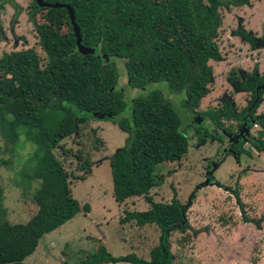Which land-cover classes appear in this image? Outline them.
I'll return each mask as SVG.
<instances>
[{
    "label": "trees",
    "instance_id": "1",
    "mask_svg": "<svg viewBox=\"0 0 264 264\" xmlns=\"http://www.w3.org/2000/svg\"><path fill=\"white\" fill-rule=\"evenodd\" d=\"M56 1V0H55ZM74 8L82 35V45L93 49L80 50L70 16H31L44 57L34 48L5 54L0 60V134L5 140L4 151L18 152L19 146L31 141L35 149L22 168L21 183L39 182L34 192L37 212L27 221L12 223L4 205V187L0 183V264H31L26 262L40 240L79 212L91 211L74 197L72 177L55 149L69 150L62 141L79 131L91 118L117 123L129 137L124 147L111 159L114 197L123 203L135 196H144L150 203L147 210H129L121 217L122 224H156L161 239L151 250L150 259L135 253L115 256L106 246L88 255L79 264H105L129 260L134 264H174L169 247L170 233L185 232L188 227L187 204L177 196L170 202H155L151 190L162 182L156 174L158 164L181 161L188 153L190 137L183 128L180 115L161 90L134 97L131 116L124 113L129 105L121 71L116 60L125 63L128 85L144 89L150 83L167 81L186 93L184 100L197 117L214 123L208 127L195 120L200 145L215 131L224 128L232 135L247 126L262 129L251 134L247 142L264 153V72L256 66L252 71L234 70L236 92H249L251 97L241 111L235 102L224 96L221 105L201 111L202 100L210 93L213 68L210 60L223 58L218 33L223 18L220 9L239 6L244 0H104L108 15L97 16L98 0H57ZM112 3V5L110 3ZM108 4V5H107ZM107 5V6H106ZM184 33L173 40L171 35ZM240 34L253 48H264V32L259 36L245 28ZM232 81V79H231ZM225 119L238 121L239 131L226 126ZM24 134L25 141L21 136ZM220 141L222 136H218ZM244 140L233 143L236 157L245 153ZM77 157H81L77 154ZM13 158L0 156V167L9 166ZM85 160L79 166L86 175L92 172ZM239 201L244 206L239 193ZM68 264V263H66Z\"/></svg>",
    "mask_w": 264,
    "mask_h": 264
},
{
    "label": "rangeland",
    "instance_id": "2",
    "mask_svg": "<svg viewBox=\"0 0 264 264\" xmlns=\"http://www.w3.org/2000/svg\"><path fill=\"white\" fill-rule=\"evenodd\" d=\"M244 1L239 6L220 9L223 24L217 39L223 58L209 61L214 78L210 93L202 100L201 111L218 107L224 96L231 98L241 111L248 104L251 94L236 92L231 73L234 70L252 71L257 62L259 71L264 72V48H253L237 32L245 28L259 36L263 34L264 0ZM25 20L24 17L20 20L18 29V35L24 42L15 46L10 39L7 41L3 38L0 50L14 52L11 54L14 56L20 50L34 47L44 57L34 23ZM185 30L187 28H181L180 34L171 35L170 38H178ZM116 62L129 102L151 90H161L173 103L190 137L189 151L181 161L158 164L156 174L162 183L151 190L155 202H170L177 196L187 204L193 194V202L187 210L186 231L174 230L170 233L169 247L174 264H264V153L247 142L251 134L257 135L262 127L254 126L251 134H240L238 121L224 118L226 126L230 125L234 132L239 133L232 135L220 127L215 133L222 136L221 141L218 136H212L200 145L194 121L200 120V124L204 122L208 127H214V123L207 117H197L185 105V92L173 89L167 81L150 83L144 89L131 88L124 61ZM258 112H264V102ZM131 114L130 102L124 115ZM102 117L91 118L80 126L78 132L61 142L69 153L64 154L62 147L55 149L72 177L74 197L82 206L89 203L91 211H81L56 230L45 234L26 262L79 264L88 255L97 252L101 245L115 256L135 253L141 258L150 259L151 250L159 245L161 229L158 225L120 222L127 211L147 210L150 203L144 196H135L123 203L116 201L111 159L125 146L129 135L117 123ZM21 139L25 141L24 134ZM241 139L244 140L242 148L245 153L237 158L232 145ZM4 145L5 140L0 134V156L13 158L11 165L0 167V183L4 187L8 219L12 223L27 222L38 210L34 192L39 182L30 186L21 183L22 168L36 146L27 141L19 146L18 152L13 153L4 151ZM77 154L81 157H77ZM85 160L88 161L86 169L91 168L92 172L87 179L80 180L76 177L87 173L79 167ZM107 264L134 263L122 260Z\"/></svg>",
    "mask_w": 264,
    "mask_h": 264
},
{
    "label": "flooded vegetation",
    "instance_id": "3",
    "mask_svg": "<svg viewBox=\"0 0 264 264\" xmlns=\"http://www.w3.org/2000/svg\"><path fill=\"white\" fill-rule=\"evenodd\" d=\"M44 3H64L63 1L55 0H42ZM100 5V11L95 13V17L108 15L105 10H103L104 0H98ZM127 1V0H123ZM110 3V2H109ZM112 5V3H110ZM108 5V4H107ZM106 5V6H107ZM231 7V6H230ZM227 7V8H230ZM40 17H65L70 16V12L66 7H53L50 5H42L38 0H0V42L6 39L11 41L15 46L23 43L22 37L18 35L20 20L24 17L25 22L30 23L31 16ZM74 28V27H73ZM14 38V41L13 39ZM26 40V39H25ZM9 45V44H8ZM28 47L27 49H29ZM20 50L21 51H25ZM16 52V51H15ZM5 54H14V52L7 53L6 51L0 50V60L5 56ZM16 54V53H15ZM1 66V64H0ZM3 70L0 69V76H2Z\"/></svg>",
    "mask_w": 264,
    "mask_h": 264
},
{
    "label": "water",
    "instance_id": "4",
    "mask_svg": "<svg viewBox=\"0 0 264 264\" xmlns=\"http://www.w3.org/2000/svg\"><path fill=\"white\" fill-rule=\"evenodd\" d=\"M38 1H40V4H42V5H50V6H53V7H66L68 9V11L70 12V19H71L72 24H73L74 29H75V35L77 37V44H78L80 50L82 52H84V53H88L90 51H93V49H91L89 47H85V46L82 45L81 31H80L79 26L77 25L75 11H74V8H73V6L71 4H64V3H59V2H56V3H44L42 0H38ZM245 132L249 133V129H248L247 126L243 127V129H242L240 134H242V133L244 134Z\"/></svg>",
    "mask_w": 264,
    "mask_h": 264
},
{
    "label": "crops",
    "instance_id": "5",
    "mask_svg": "<svg viewBox=\"0 0 264 264\" xmlns=\"http://www.w3.org/2000/svg\"><path fill=\"white\" fill-rule=\"evenodd\" d=\"M105 264H107V263H105Z\"/></svg>",
    "mask_w": 264,
    "mask_h": 264
}]
</instances>
